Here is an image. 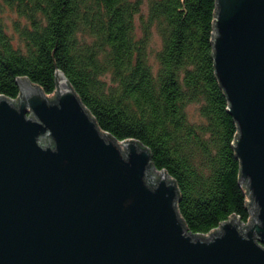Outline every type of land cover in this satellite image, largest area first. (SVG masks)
<instances>
[{"label": "water", "instance_id": "95a60500", "mask_svg": "<svg viewBox=\"0 0 264 264\" xmlns=\"http://www.w3.org/2000/svg\"><path fill=\"white\" fill-rule=\"evenodd\" d=\"M216 2L214 65L251 222L190 231L149 148L102 130L58 70L52 94L24 76L17 98L0 95V264H264V0Z\"/></svg>", "mask_w": 264, "mask_h": 264}, {"label": "trees", "instance_id": "16d2710c", "mask_svg": "<svg viewBox=\"0 0 264 264\" xmlns=\"http://www.w3.org/2000/svg\"><path fill=\"white\" fill-rule=\"evenodd\" d=\"M216 11V0H0V95L17 98L24 76L52 94L61 70L102 130L142 142L176 181L190 231L248 222L238 124L214 65Z\"/></svg>", "mask_w": 264, "mask_h": 264}, {"label": "rangeland", "instance_id": "374dc122", "mask_svg": "<svg viewBox=\"0 0 264 264\" xmlns=\"http://www.w3.org/2000/svg\"><path fill=\"white\" fill-rule=\"evenodd\" d=\"M144 12L145 13L147 12V6L144 7ZM15 18H16V14L14 12H12L11 10H8L7 12L4 13V19L7 22L8 27H11V21L14 20ZM160 43H161L160 36L156 31H154L153 39L151 42L153 49H157L160 46ZM152 60H154V54H152ZM251 209H252V212L254 213V208H251ZM252 217H253V215H252ZM250 222H251V218L248 222H245L243 227ZM218 230H219V228L213 229L209 233L202 234V236H203V238H208L209 236H212L213 233L217 232Z\"/></svg>", "mask_w": 264, "mask_h": 264}]
</instances>
